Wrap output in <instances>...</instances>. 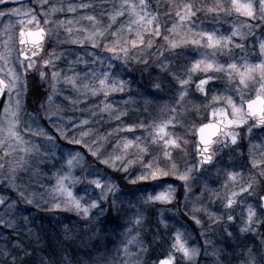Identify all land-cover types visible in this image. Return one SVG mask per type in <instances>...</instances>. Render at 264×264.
I'll use <instances>...</instances> for the list:
<instances>
[{"label":"snow or ice","instance_id":"obj_1","mask_svg":"<svg viewBox=\"0 0 264 264\" xmlns=\"http://www.w3.org/2000/svg\"><path fill=\"white\" fill-rule=\"evenodd\" d=\"M10 3L21 6L7 7ZM165 7L167 10L161 11V0H156L155 5L150 0L80 3L31 0L29 5L23 0H0V24L7 37L2 41L3 51L0 52V97H7L0 117V185L15 193L14 197L0 195L3 208L0 212V264H30L35 251L30 241L40 239L39 234L28 227L27 216L23 217V224L15 219L21 201L27 205L37 201L47 205L55 201L53 206L57 209L63 204L65 210H75L85 226L102 222L105 203L115 207L110 197L119 189L99 170L87 172L91 179L86 180L88 187L83 196L74 194L73 189L81 180L73 169L80 167L83 171L80 153L68 154L54 174L56 184L50 190L34 191L22 173L39 176L40 165L55 161L56 155L51 151L41 153L33 138L43 136L42 143L52 147L56 143L43 128L38 127L36 131L31 128L33 124L38 126L41 110L62 137L67 138L68 126L73 132L87 127L86 119L64 121L54 98H62L74 106L83 102L80 97L102 95L107 101L113 94L131 93L130 82L120 77L115 62L126 66L135 60L148 67L147 55L152 49L161 58L158 67L166 74V80L155 84V89L167 88L176 93L174 105L162 109L171 115L149 124L141 121L125 125L122 118L127 112L105 103L102 111L109 112L110 117L114 114L119 122L114 131L130 133L132 138L124 136L101 163L129 177L139 171L140 174L130 180L133 185L158 182L154 187L161 190L145 196L142 205L178 203L177 186L166 183V178L180 182L184 207L193 205L185 215L203 229L199 233L203 237L202 244L193 242L194 238L180 220H176L175 230L170 231L162 208L158 222L165 233L160 234L157 229V243L167 240V247L154 264H199L202 254L214 257L215 264H225L222 257L227 253L216 248L210 239L217 229L222 230L226 239L237 242L239 251L231 246L232 259L239 264H264V231H261L264 229V195L261 194L264 192V0H165ZM59 15L71 18L58 19ZM117 23L120 26L113 32ZM225 24L227 28H223ZM16 29L18 36L13 35ZM65 45L79 46L85 56L69 59L74 52ZM89 45L93 49L91 53L87 52ZM101 47L110 54L107 64L95 55V50ZM57 48L64 50L58 52ZM187 50H194L199 58L187 61L184 55ZM61 64L65 67L61 68ZM81 64L83 68L78 67ZM32 74L47 81L50 92L34 113H28L24 98L29 90L28 77ZM198 74L202 78L194 80ZM218 80L226 83L222 93L210 87ZM193 84L195 93L205 101L202 108L210 117L208 122L199 125L185 118L184 101L193 94ZM64 90L75 93L77 98L64 96ZM61 124L66 126L62 128ZM177 127L184 128V135H191L193 140L177 134L174 131ZM170 128L173 130L169 131ZM137 131L147 132V136L135 135ZM92 133L93 129L89 128L69 142L88 146L86 138ZM26 136L29 138L25 139ZM245 141L246 154L237 151ZM154 146L159 149L155 154L151 151ZM189 147H193V153H189ZM89 152L97 159L103 155L99 148L93 151L89 147ZM176 152L181 154L182 164L175 158ZM226 153H235L238 159L232 156L225 159ZM193 155L194 158H190ZM147 156L151 159L146 161ZM36 157L42 159L37 161ZM55 166L52 163V167ZM212 168L216 169L219 186L212 188L205 182L199 186V196H194V185L202 179L207 181L206 173ZM89 188L95 195L89 194ZM46 196L51 200L45 199ZM205 198L207 205L203 203ZM200 215L206 219L198 218ZM142 221L143 214L137 212L134 223L140 225ZM237 221L238 231H229ZM242 234L251 237L252 245L241 242ZM133 243H138L137 236L127 241V245ZM127 245L123 248V264H141L139 252L130 253ZM143 251L146 249L141 248L140 252ZM41 264L53 262L42 257Z\"/></svg>","mask_w":264,"mask_h":264},{"label":"rangeland","instance_id":"obj_2","mask_svg":"<svg viewBox=\"0 0 264 264\" xmlns=\"http://www.w3.org/2000/svg\"><path fill=\"white\" fill-rule=\"evenodd\" d=\"M66 2L80 3V2H87V0H66ZM96 2H98V0H96ZM24 4L29 5L27 3H24ZM19 6H21V5H11V6H7V7H19ZM57 18L58 19H67V18H71V16L59 15ZM13 23H16V21L14 20ZM104 23L107 24L108 23L107 20H105ZM119 26H120L119 23H117L115 25V27L112 28V31L113 32L116 31V28H118ZM77 27H79V25H77ZM169 27H171V24H169ZM223 28H227V25L226 24L223 25ZM2 29H3V25L0 24V52L3 51L2 41L4 39H7V37H5L3 35ZM17 31H18V29H16L15 33H13L14 36H16L15 34H17ZM60 38L63 39L64 38L63 35ZM159 43H162V41ZM64 47H70L74 52V55L70 56L69 59H75L76 56H85V52L80 50L79 46L65 45ZM86 48H87V52H89V53L93 52V49L91 48L90 45L86 46ZM63 50H64V48H57L58 52L63 51ZM15 54L16 53L13 52V56H15ZM95 55H98L102 59H104L105 64L108 63L107 57L110 54L105 52L103 47L96 49ZM184 55H185V57H187L189 59V61H192L196 58H199L194 50H191L188 53V55H186V54H184ZM148 58L151 61L156 62L157 65H158V61L161 59L159 56L156 55V50H154V49H152L151 52L148 53L147 59ZM115 63L117 65L116 71L119 73L120 77L126 81H129V79L125 78L124 74L125 73L130 74V71H129L130 65L136 63V61L133 60L130 63H128L126 66H123L120 61H116ZM60 67L63 68V67H65V65L61 64ZM78 67L83 68L84 66L81 64ZM97 67H99V65H97ZM31 76H33V81L30 80L31 81L30 87H31V90L33 92L35 91L34 92L35 96H38L41 94L39 90L37 92V89L34 86L35 83L43 82L45 87L42 88L41 91L44 93V95H43L44 97H43L42 101L45 102L47 95L50 92L48 82L47 81H41L36 74H32L29 77H31ZM199 78H202V76H200L199 74L197 76L193 77L194 80H197ZM129 82H131V81H129ZM210 87L212 89L219 90L222 93L223 89L226 87V83L224 80H218L215 84L210 85ZM130 89H131V93H128V92L123 93V94L116 93V94H113L112 96H110L107 99V101H105V98L102 95L96 96V97L89 96L87 99H85L84 97H80V100L83 102L77 103L74 106L70 105L69 103L64 101L62 98H54L55 103L57 105H59V107L61 108V116L63 117L64 121H68V120L73 119V118L86 119L89 121V124L87 127L80 128L76 132H73L71 130L70 126H68L67 138L62 137L60 132H58L56 130V127H54L52 124H50L46 118H44L43 110L40 111V113L37 117L39 124H38V126L36 124H33L31 131H36L38 129V127L43 128L44 131L47 133V135H50V136L55 138L56 146L52 147V145L42 143V141L45 139V137H43V136L33 138V142L40 146L41 153H45V152H49V151L54 152L56 155V160L53 162L45 161L43 164H41L40 165L41 172H40L39 176H36L31 172L30 173H22L25 181H29L33 185L34 191L44 192L46 190H50L51 187L56 184V176L54 174L57 172V169H59L61 167V165L64 164L69 153H72V154L80 153L82 158H83L81 161L83 171L81 170L80 167L73 169L74 175L76 177H79L81 180V182L78 183L75 186V188L73 189L74 194L77 196H83L84 195V189L86 187H88L86 184V180L91 179V177L86 175L87 172L97 171V170H99L101 175L107 176V178H109L112 182H114L116 184L117 188L119 189V191L116 193V195L114 197H110V201H112V200L115 201V206L117 204V201L120 200V199H117V197L119 196V193H121V188L118 185V178H122L123 183L125 184V193H124L125 194V202H126L125 204H127L128 206L133 205V208H134V206L141 204V201L143 200V198L145 196H147L148 194H155L156 191L161 190L158 187H154V185L157 184L158 182L149 181L148 183L141 182V183H138L136 185L131 184L130 180L135 179L136 176L140 174L139 171H137L135 175L129 177V176L122 174L120 172H116L113 169H111L108 166L101 163V160H103L108 155V153L113 152L114 146L117 144L118 141H122L124 136H128V138H132V134H130V133H123L122 132V133L118 134L114 131L117 128L119 122L115 120L114 114L110 117L109 112L102 111L105 103L111 104L113 109L118 108L121 111L127 112V116L122 118L123 124H125V125L126 124H132V123H139L141 121H143L145 124H149L152 121H160L162 119H166L169 115H171L170 113H164L162 111V109H164L165 106L174 105L175 100H172L170 95L164 96L162 98H158V104L159 105L151 106V103H150L151 101H149V100L144 101L143 99L141 100L140 97L138 95H136V92H137L136 86H132L130 83ZM192 91H193V95H195V96L191 97L189 95V97H187L186 100L184 101L185 118L194 121L198 125L202 122H205L210 117L207 116V113L202 108V105L205 103V101L200 97V95L198 93H195V85L194 84L192 85ZM172 93H175V92L172 91ZM28 94L30 95L29 90H28ZM27 95L24 98L25 111L28 113H34L35 109H37V108H34L32 110L29 107L28 102H27ZM63 95L68 96L73 100H75L77 98L75 93L68 91V90H64ZM1 98H2V100L0 103V117H2V113H3V103L7 102L6 96L1 97ZM139 101H141V103L138 106L137 103ZM146 101H147V103H146ZM171 101H174V103H171ZM125 102H127V103H125ZM150 106H151L152 110L150 109ZM138 107L139 108L141 107L139 112L142 111L141 114L138 112L140 114V117L139 118L133 117V119L130 120L129 119L130 113L133 111L135 112ZM92 112H95L96 115L92 116L91 115ZM65 126H66L65 124H61L62 128H64ZM120 126H123V125H120ZM89 128L93 129V133L90 134L86 138V140L88 142V146H85V143L74 144V143L69 142L73 137L79 138V133L80 132H87ZM172 130L173 129H171V128L169 129V131H172ZM174 131L179 135H183L185 139L193 140V137L191 135H184L185 130L182 127H177L174 129ZM135 135L146 137L147 132L137 131L135 133ZM97 137H102L104 139L98 140ZM28 138L29 137H27V136L25 137V139H28ZM93 142H95L94 147H93ZM256 142L258 143L259 141H256ZM89 147H92L93 151H95V150H97V148H99L100 151L103 153V155H101L99 159H97L96 157H93L91 155V153L89 152ZM121 147H122V145H121ZM193 147H189V149H188L189 153H193ZM151 151L153 154H155L157 151H159V149H158V147L154 146L151 149ZM237 151H242L246 154V152H247V141H245L244 146L241 149H238ZM116 154H120V153L117 152ZM227 155L231 156V154L226 153L225 159H226ZM232 155H235V157L238 159V157L236 156L235 153ZM62 156H63V159H61ZM174 156L177 159V161H179L181 164L183 163V161L181 160V154L180 153L176 152V153H174ZM190 158H194V155H193V157H190ZM236 158H233V159H236ZM35 159L37 161H39L42 159V157H36ZM145 159L147 161L148 159H151V156H147ZM88 160L89 161H95L96 164H94L92 166V164L88 163ZM52 163H55L56 166L52 167ZM136 167L138 168L139 166H136ZM104 169H110V171L108 173L111 175H106V173L103 171ZM207 174H209V176H211L213 179H215L216 178V169L212 168L210 171H208L206 173V175ZM208 179L209 178H207L206 182L209 184L210 187L217 188L219 186V182L212 185V184H210V181ZM166 183H171V184H174L175 186H177V201H178V203L173 204V205H168V206H159V205L155 206L156 214L148 217L151 221H153L151 223L150 222L146 223V221L144 220L145 219L144 217L146 214H144L145 210L143 209V207L145 208V206L142 205L143 206L142 210H140L138 208L135 209V215L137 212H140L143 214V221L139 226H141V227L145 226V228H146V227L151 225L153 227L155 237L154 238L152 237V238L155 241H157V238H158L157 237V229L160 230V234L165 233V230L162 228V226L158 222L160 211L162 208L164 209V215L167 212L169 213V215H173V214L179 215L178 214L179 212L187 213L189 211V209H191L193 206L190 203L188 205L187 211L185 210L183 189H182V187L179 186L180 185L179 181L173 180L172 178H166ZM197 183L199 186H201L205 183V180H203V179L199 180ZM199 186L194 185V187L196 189L194 192V196H199V194H200ZM4 188H6V186ZM142 190L145 191V194L142 193ZM137 193H140V195H141V197H139L140 199H137V197H138ZM89 194L95 195V193H92L90 188H89ZM261 194L264 195V192H262ZM0 195L14 197L15 193L12 192L11 190H7L6 193H0ZM45 199L51 200V198L47 197V196L45 197ZM136 199L138 200V202H136ZM22 203H23L22 201L19 203V205H18L19 215H17L15 217L17 222L21 223V224L24 223L23 217L26 216L25 211L22 210V208L20 207ZM54 203H55V201H52V202L48 203L47 205L49 207L55 208L53 206ZM203 203L205 205H207V198H205ZM23 205L29 206V205L24 204V203H23ZM44 205H45V203L43 201H37L36 203L30 205V207L32 206L33 209L35 207H36V209H38ZM108 206L112 207L110 205V203H105L103 205L104 209L107 208ZM199 206L200 205H197V207H199ZM59 209L61 210V212L64 213L65 217L67 216V214L69 216H72V215L75 216V214H77L75 212V210H73V209L65 210V207L63 204L61 205V208H59ZM211 210L214 211L215 208H212ZM2 211H3V208L0 207V212H2ZM65 212H67V214ZM238 212H239V209H237V213ZM185 213H181L180 214L181 217H179L178 220H180L183 223L184 229H186L187 233L190 234L194 238L193 242L198 241L202 244L203 237H201L199 235V233L201 231H203V229H201L200 226L196 225L190 219V217L188 215H185ZM135 215L132 217V222H131V224H129L130 226L128 228H126L125 231H123V232L121 231L116 237L115 241L117 242V244L114 246V250L112 251L113 252V259L111 260L114 262V264H123V261L125 259L124 253H123V248L125 245H127V241L129 239H131L132 236H137L138 243H133L131 245H127L129 252L133 253V254H136L139 252V256L141 259H142V257L148 256V253H146L145 251L140 252V249L143 248L142 240L140 238L142 234L139 231L138 225H136L134 223ZM155 216L157 218L156 220H155ZM166 218L169 221V230L174 231L175 227L178 226V225H176V220L174 221L171 218H168V217H166ZM198 218H200L202 220L206 219L204 216L198 217ZM235 225H238V228H239V221H237ZM206 226L207 225L205 224V227ZM28 227H29V224H28ZM129 230H131V231H129ZM217 230L221 231V229H217ZM217 230H216V233H217ZM261 231H264V229H261ZM33 232H34V230H33ZM120 234H121V237H119ZM210 239L213 241L216 239V237L211 236ZM213 243H214V241H213ZM163 245H164V248L167 247V240H165V243H163ZM133 246H135V248ZM112 247L113 246H111L110 248H112ZM164 248H163V250H164ZM134 258H136V257H134ZM159 258H162V256L161 257H155L154 259H151V261H149L150 264H154V262H156ZM205 258L206 257L202 254L201 257H199V264H213L211 262L210 263L207 262ZM222 259L225 260L224 257H222ZM92 260H93L92 264H101V262H103V264H108V262L110 261L109 257H107L105 259L99 253L92 254L91 255V261ZM140 261H142V260H140ZM68 264H72V262L69 261Z\"/></svg>","mask_w":264,"mask_h":264},{"label":"trees","instance_id":"obj_3","mask_svg":"<svg viewBox=\"0 0 264 264\" xmlns=\"http://www.w3.org/2000/svg\"><path fill=\"white\" fill-rule=\"evenodd\" d=\"M150 2L155 5L156 0H150ZM30 3L31 1L27 4ZM166 10L165 0H161V11ZM190 51L191 50H187L184 54L188 55ZM186 60L189 61L187 57ZM173 64H175V61H173ZM129 71L130 74H124L125 78L131 81L130 83L132 86H136V95H138L141 100L151 101V106L159 105L158 98L167 95H170L172 100L176 99V93H172V91H169L167 88H163L160 91L155 89V84L166 80V74L161 71L156 62L149 59L148 67H145L143 64L134 63L130 65ZM28 80L30 95H27V102L29 107L33 110L34 108H38V106L44 102L42 101L44 93L41 89L45 86L43 82L35 83L34 86L36 87L37 92L39 90L41 93L40 95L35 96V91L33 92L30 87V82L33 81V76L29 77ZM154 92L156 94L152 95ZM190 96L192 97L195 95L191 94ZM140 103L141 101H139L137 105L139 106ZM171 103H174V101H171ZM140 108L138 107L135 112L133 111L130 113V120L133 119V117H140L142 112H139ZM229 154H231L233 158H236L235 155H232L234 153ZM228 156L230 155H227L226 159H228ZM88 163L92 164V166L96 164L95 161L89 160ZM103 171L106 175H111L108 173L110 169H104ZM207 178H209L208 180L212 185L218 183L217 178L213 179L209 174H207ZM118 185L121 188V193H119V196L117 197V199L120 200L117 201L116 206H108L105 208V215L102 217V222L93 223L89 226H85L81 222L83 218L78 214H75V216H69L67 212H65L67 214L65 217L60 209L52 208L48 205L41 206L38 209L35 207L33 209L32 206L31 208L30 205L26 206L22 203L20 207L25 211V214L28 217L29 227L34 230L35 233H38L40 237L38 242L35 240L30 241L31 244L35 245V251L30 264H41L42 257L47 261L53 262V264H68L69 261H71L72 264H92L93 260L91 261V255L96 253L101 254L105 259L109 257V260L111 261L113 259L112 251L117 244L115 241L116 237L121 231H125L126 228L130 226L129 224L132 222V217L135 215V209L138 208L142 210V207L145 206L143 209L145 210L144 214H146L144 217L146 223L153 222L148 217L156 214L155 206H142V204H138L133 208V205L128 206L125 204V184L123 183L122 178H118ZM0 186V193H6L7 190L4 188L5 185ZM196 186H199L198 183ZM140 193H137V199H140ZM142 193L145 194V191L142 190ZM137 199L136 202H138ZM185 210L187 211V208H185ZM95 211L96 210H94V212ZM181 213L185 212H179V215H169L167 212L165 213V216L175 221L181 217ZM202 216L203 215H200L199 217ZM156 219L155 216V220ZM138 228L142 234L140 238L142 240L143 249H146L145 252L148 253V256L142 257V259L140 256L138 258L142 260L141 264H150L149 261H151V259L162 256L164 245L153 240L155 234L151 225L146 228L145 226L141 227L138 225ZM66 229L68 231H66ZM229 230L238 231V225L234 224ZM214 236L216 237V239L213 240L214 246L223 249V251L227 253V256H224L225 264H239L238 260L232 259L233 247L231 246H236V250L239 251L237 242L235 240L226 239L222 230H217V233H215ZM119 237H121V234ZM241 241L243 244L247 245H252L253 243L250 236L245 237L243 234L241 235ZM111 246L113 247L110 248ZM133 247L135 248V246ZM210 250H212L211 247H209V251ZM205 259L207 262L215 264L214 257L208 256Z\"/></svg>","mask_w":264,"mask_h":264},{"label":"water","instance_id":"obj_4","mask_svg":"<svg viewBox=\"0 0 264 264\" xmlns=\"http://www.w3.org/2000/svg\"><path fill=\"white\" fill-rule=\"evenodd\" d=\"M28 1H31V0H23L24 3H25V2H28ZM8 5H18V4L10 3V4H8ZM17 36H18V32H17ZM1 100H2V98L0 97V102H1ZM206 122H208V121H206ZM206 122H205V123H206Z\"/></svg>","mask_w":264,"mask_h":264}]
</instances>
